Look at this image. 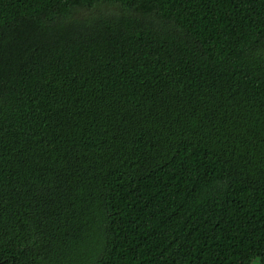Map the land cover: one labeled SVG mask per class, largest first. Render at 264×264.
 I'll list each match as a JSON object with an SVG mask.
<instances>
[{
    "label": "trees",
    "instance_id": "trees-1",
    "mask_svg": "<svg viewBox=\"0 0 264 264\" xmlns=\"http://www.w3.org/2000/svg\"><path fill=\"white\" fill-rule=\"evenodd\" d=\"M264 264V0H0V264Z\"/></svg>",
    "mask_w": 264,
    "mask_h": 264
},
{
    "label": "rangeland",
    "instance_id": "rangeland-1",
    "mask_svg": "<svg viewBox=\"0 0 264 264\" xmlns=\"http://www.w3.org/2000/svg\"><path fill=\"white\" fill-rule=\"evenodd\" d=\"M240 264H245L243 260H240ZM252 264H259L258 260H254Z\"/></svg>",
    "mask_w": 264,
    "mask_h": 264
}]
</instances>
